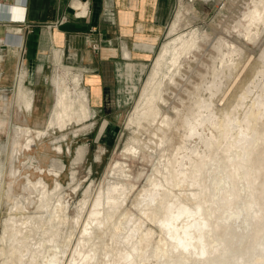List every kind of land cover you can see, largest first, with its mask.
Masks as SVG:
<instances>
[{
    "label": "bare ground",
    "instance_id": "bare-ground-1",
    "mask_svg": "<svg viewBox=\"0 0 264 264\" xmlns=\"http://www.w3.org/2000/svg\"><path fill=\"white\" fill-rule=\"evenodd\" d=\"M72 4L78 3L74 1ZM195 11L190 2L178 0L177 9H175L174 18L168 32L170 36H173L166 42L161 43V48L155 57L154 65L151 67L140 89L139 96L135 100L131 112L127 115L125 125L141 126L147 129L146 126H143V122L146 121L149 126L154 127H152L154 130L152 134L154 136L157 135L159 139V141L153 139L141 140L139 137L133 136L130 138V141L141 144L149 150L158 149L160 151L159 158L153 168L154 173L158 176H153L148 187L142 190L143 193L141 191L142 194L136 197L133 204L149 220L154 221L163 233L159 239L165 245V251L168 255L165 260L167 264H172L175 258L176 260H180L190 255L194 256L193 259L196 261L194 264H215L216 256L222 255L224 251L228 252L229 250L237 252L234 256V264H264V236L261 235L262 229L260 231L257 230L259 233L257 231H255L257 233L253 232L254 235L246 232L231 236L229 234L230 231H228V226L231 224L228 222L229 219H232L230 222H235L241 216V219L244 220L249 207L254 204L256 205V203L258 204L255 197V199L252 198V200L248 199L250 201H247V198L244 199V197L248 196V194L245 196L242 194L243 191H245L244 193L247 191L249 193L250 190L257 188L251 183V179L257 177V174L253 177V173H249L250 171L247 168L252 160L255 159L254 161H256L258 157L251 160L249 156H238L236 151L238 148L250 151V146H254V152L259 150L261 154L259 148H264V145H261L264 144V96L260 97L257 107H250L245 113L246 120H248L247 126L252 128L254 132L252 136L243 135L240 138L238 136L235 140L222 145L223 151H216L218 139L212 137L210 132L208 142L210 145H214L212 147L214 148V152L209 156L195 153L194 155L192 152L187 154V149L189 148L186 142L190 137L196 135L197 126L200 123L202 125L205 121H210L212 125L216 124V127L219 130L221 129V132L225 136L228 135L226 124L232 119L230 113L225 117L212 119L209 114H200L199 112L202 111V108L199 107L207 103L209 105H206L207 108L212 105L213 98L216 97L217 93L219 94L223 80L227 83H231L232 80V83H235L236 76L234 69L237 64L238 55L241 53L236 44L222 37H218L216 42L208 41L206 32L199 26H193L191 18L187 15L192 12L193 18H197ZM245 23L246 26H249L246 31L244 30L246 36L255 39L256 33L252 31L251 26L258 27L259 24L264 23V0H252V6L249 7L246 13ZM186 26L189 29L183 31ZM222 39L224 40V46ZM201 44L210 45L215 52V54H209V62L195 61L196 52L201 48ZM166 55L169 56L165 57ZM163 57L167 61L166 65L168 63L165 69L166 72L161 70L160 61ZM194 62L201 64L204 68L203 71H197V79L199 78V81H195L186 75L184 76V65H187L188 70H192ZM22 67L23 65L20 66V71ZM73 71L70 72L66 68H61L53 73L52 82L55 86V102L53 107H51L45 128L36 129V134L32 136L31 128L22 127L19 124L16 125L13 139L16 141L22 129H24L27 136L23 145L24 150L32 151L31 145L35 142V139L45 136L49 133V129L64 130L68 125L76 124L78 126L72 130V134L76 135L92 125V122L89 120L94 111L88 104L86 91L79 85L81 73ZM165 76H167V80L164 79L166 78ZM181 78L183 80L187 79L188 84L191 86L183 88L186 99L182 95L178 96L171 89V86H168V84H172V87H175L180 84L179 80ZM230 85L232 86V84ZM206 89L210 90L208 96L204 94ZM171 93L172 97L175 96L176 98L178 96L177 99L181 103L180 106L176 103L171 105V109L175 115L177 114L176 116H178L182 107H184L180 116L184 117V121L182 122L185 125L186 133H184V136L186 137L185 139L181 137V141L174 140L177 128L176 118L173 119L172 115H168L166 111L161 109L162 105H168L169 107L167 97ZM31 96L32 91L24 85L23 76L19 75L16 86V97L19 102L21 101V109H24L25 112H31ZM208 112H210L209 109ZM3 122L4 119H0V124ZM67 134L69 133L63 132L60 137L61 139H54L53 147L58 151H62L61 141ZM244 136L245 138H243ZM167 149L172 152L165 153ZM4 150V145L0 144V183L3 181L5 175L1 157ZM126 150L130 152L134 151L129 145H127ZM12 151H14V147L11 148V153ZM85 151V144H79L76 148L75 163L82 159ZM179 151H185V153H182L183 155L180 156ZM227 152H229L230 156ZM254 155L256 156L255 153ZM28 159L29 163L25 165V162H23L22 169H32L38 173L37 175H40L36 180H32L26 174L28 187L30 189H39V196H37L38 203L33 211L21 210L17 201H14L10 205L7 217L2 220L0 264H34L36 258L39 257L41 260L40 256H43L47 248L59 244L63 233V225L67 220L66 210H64L63 206L65 200L61 195L64 190L63 184L55 179L54 188L50 191L41 175L49 173L50 175L58 176L60 172L58 170L61 167L59 165L60 159H51L53 162L50 163L51 168L47 169V171L41 168L42 165H39L41 162L33 154L30 153ZM186 159L188 160V165L185 162ZM259 161L257 160V162ZM54 163L59 164L54 165ZM211 164L217 166V168L215 167L216 170H211ZM177 166L181 167L177 169ZM196 167L205 169V172L204 170L195 172ZM124 168L121 163L117 162L113 166L111 173L113 176L123 177L126 175ZM10 170L11 174L16 178L21 172L20 168L17 169L18 173H15L13 168H10ZM219 171L222 173L221 175H217ZM75 173L76 169H71L70 176L72 182L75 179ZM206 178L209 179L208 182L205 181ZM261 179L260 185L264 187V175H262ZM108 181L104 188L101 186L98 188L96 195L91 201L87 216L85 217V221H83V226L81 225L83 234L80 232L82 236H79L80 238L78 237L79 239H77L78 241L69 261L70 264L73 260L76 264H90L91 262L89 261L94 260L97 254L95 253L96 249L92 248L90 253L88 250L84 253L81 247L82 245H87L83 244V242H89L91 236L95 234L100 235V239L98 237L97 239L101 240L100 243L103 240V243L106 245V247L101 245L103 248H106V250L104 249L106 253H103L104 257H101L104 258V260L102 259L103 262L101 261L102 264H138L145 257V255H141V252L137 251L150 244L154 231L146 229L144 224L135 215L124 213V209L116 211V209L122 208L120 205L122 206L126 201L128 190L123 182L109 179ZM257 183L259 184V181ZM192 184L198 186V190L193 188L191 191L193 203H187L185 200L180 199L179 196L174 195L172 189L174 186L184 187ZM214 187H219L222 196L214 199L213 195L209 194L206 197L207 199H205L204 194H207L206 192ZM189 195L186 194L185 196L190 199ZM84 202L86 203L87 200ZM84 206L85 204L82 207ZM218 208H220L222 214L228 211L226 212L227 214L225 215L224 213V216H222L220 213H214ZM81 209L82 212L83 208ZM197 209L199 210L198 215L195 214ZM115 211L119 213L116 214ZM211 213H214L213 217L208 218V215ZM125 217L128 219H125ZM79 220L81 219L78 216L74 218V226L78 224ZM109 222L112 228H110L109 234L106 233L108 235L107 242L104 240L103 234L105 231L103 228H109ZM226 236L231 240L236 238L237 242L228 243L224 240ZM216 242L221 245L224 243L222 253L218 251L215 245ZM94 243L92 244L95 245ZM92 244L91 246H93ZM245 244L246 246H244ZM98 247H96L97 250ZM158 247L159 245H157ZM82 253L84 254L82 257L80 255L81 263H79L80 260L78 261L77 259L80 258L78 256Z\"/></svg>",
    "mask_w": 264,
    "mask_h": 264
},
{
    "label": "rangeland",
    "instance_id": "rangeland-1",
    "mask_svg": "<svg viewBox=\"0 0 264 264\" xmlns=\"http://www.w3.org/2000/svg\"><path fill=\"white\" fill-rule=\"evenodd\" d=\"M187 1L191 3L197 14V18H193L192 12H190L192 14H187L188 17L191 18V24H193V26H199L200 28H202L206 32L208 41L216 42L218 37H222L229 42H233L234 44H236V47L240 49L241 52L238 55L237 64L234 69L236 76L235 83L233 84L232 80L231 83H227L223 80L221 83L222 87L219 91V94L217 93L216 97L213 98L212 105L207 108V103L206 105H204L206 106L205 108L203 105V107H199L202 108V111L199 112L200 114H209L211 115L212 119H216V117H225L228 113H230L232 119L226 124V126L228 127L227 131L230 133V135L227 132L228 135L225 136L221 132V129L219 130V128L216 127V124L212 125L210 121H205L204 123H202V125H200L201 123L199 125L197 124L198 126L196 135L190 137L186 142V145H188L189 148L187 149V154L192 152V154H205L206 156H209L212 152H214V148H212L214 147V145H210L208 142V139H210V132L212 134V137L218 139V142L216 144V151H223L222 145L235 140L238 136L240 138V136L243 135L252 136L254 134L253 129L247 126L248 120H246L245 113L247 112V110H249L250 107H257V103L260 101V97L264 96V23L259 24L258 27L251 26L252 31H255L256 33V38L251 39L248 38L245 34V31L249 27L248 25L246 26L245 19L249 7L252 6V0H183V2ZM177 5L178 1L176 3L175 9H177ZM174 12L169 23L164 29L161 41L154 49V52L150 56V59L145 63L147 67L145 68L146 70L143 72L142 76L137 80L129 79L125 81L126 83L124 82L122 95L126 96L130 95L131 93L129 101L125 102L121 107H111L110 109H108L107 113L108 115H111L109 125H103L102 123L92 124L90 126L92 127L90 135H86L88 139H82V136H80V134H72V130L78 125L71 124L68 125L64 130L49 129V133H47L40 139H35L34 143L32 142V151H27L26 149L24 150L23 145L26 141L27 136L24 129H22L17 140L14 141L13 138L15 136V127L17 124H19L22 127L31 128L32 136L36 134V129H43L46 127L47 119L45 123L44 121L45 118L49 115L53 101L52 85H45L42 89H40L38 93L39 99L36 102L37 107L33 112H31V114L25 112L24 109L16 107V88L14 97V87H7V85L5 84L0 85V119H4V122L0 124V144H3L5 147V150L1 154L5 175L3 181L0 183V233L2 230V220L7 217L8 211H10V205L13 204L14 201H17L21 210L24 211H33L38 203L37 196H39V189H30L28 187L26 174L29 175L32 180H36L40 175H37L38 173L33 171L32 169H22L23 162H25V165L29 163V154L31 153L33 154V156L39 159V162H41L39 163V165H42L41 168H44L45 171L51 168L50 163L53 162V160L51 159H60V164L54 163V165H61L58 170L60 171L58 176L50 175L49 173H44L41 175L47 184V188L50 189V191L54 188L55 179L63 184L64 190L62 191L61 195L65 200L63 206L64 210H66L65 213L67 220L63 225V233L60 237L59 244L57 246H51L47 248L43 256H40L41 260L39 257L36 258L34 264H70L69 261L71 259V254L74 252L76 243L78 241L77 239H79L83 234L81 225L83 226V221H85V217L87 216L91 201L96 195L98 188L100 186L103 188L106 186V184L109 182L108 179L123 182L128 190V197L126 201L122 204V206L120 205V207L122 208H118L116 209V211H121L122 209H124V213L128 215H135L144 224V227L146 229H151L154 231L152 240L150 244L147 245L148 248L147 246H144L142 249H140V251L139 249L137 251L141 252L142 256L145 255L142 261H140L138 264H167L165 260L168 255L165 251V245L163 244L162 240L159 239L163 235V233L160 231V228L154 221L149 220V218L140 210H138L135 204H133L135 203L136 197L140 196L143 193L142 190L145 187H148L150 181L153 179V176H158L154 173L153 168L157 162V159L159 158L160 151L158 149L149 150L143 147V145L141 144L130 141V138L136 136L141 140L153 139L155 141H159V139L157 135H155L157 136L155 137L152 134L154 131L152 129L153 126H149L146 121L143 122V126H146L147 129L141 126H128L125 124L127 115L131 112L133 104L139 96V88L140 86L142 87L149 71L151 70V67H153L154 65L155 57L161 48V43L166 42L173 36H170L168 32L171 22L174 18ZM187 29H189V27L186 26L183 31H186ZM200 47L201 48H199L198 51L196 50L197 52L195 61L209 62V54H215L213 48L210 45L208 46V44H201ZM167 56L169 55H166L165 57ZM166 62L167 61L164 57L160 61L161 70L163 72H166L165 69L168 65V63L166 65ZM184 68V76L186 75L187 77L192 78L195 81H199V78L197 79V71L204 70L201 64L195 62L192 70H188L187 65H184ZM165 77L166 78L164 79L167 80V76ZM182 78L181 80H179L180 84L176 85L175 87H172V84H168V86H171V89L178 96L182 95V97L186 99L183 88L191 86L190 84H188L187 79L183 80ZM182 82L183 84H181ZM132 84L136 85L135 89H133L132 91L126 89L127 86H131ZM230 84H232V86ZM209 92L210 90L206 89L204 94L208 96ZM118 94L119 96L121 95V93ZM178 96H176L175 98V96L172 97V93L169 94L167 97L169 107L168 105H162L161 109L166 111L168 115H172L173 119L176 118L177 128L175 131L176 135L174 137V140L181 141V137H184V139L186 137L184 136V133H186V129L184 128L185 125L184 122H182L184 121V117L180 116V113L182 112L184 107H182L181 112L178 114V116H176L177 114L175 115V113L171 109V105L174 103L178 104L179 106L181 105V103L177 99ZM13 102L16 106L13 104ZM208 109L210 112H208ZM19 110L22 111L23 114ZM105 130L107 131V133L106 137L104 138L101 134H103L102 132H105ZM63 132H68L69 134H67L61 141L62 151H58L55 147H53L55 142L54 139H61L60 137ZM243 138H245V136ZM79 144H85L86 151L82 159L75 163L74 158L76 156V148ZM127 145L131 146L134 151H127ZM12 147H14V151H12L11 153ZM253 148L254 146H250V151H247V149L238 148L236 152L240 157L249 156L251 160L252 158L257 159L258 157L257 160H260L259 162H257V160L254 161L255 159L252 160V162L250 161L251 163L247 168V170L250 171L249 173H253V177L257 174V177L251 179L252 185L257 188L250 190L251 192L249 191V193L248 191L246 193H244L245 191H243L242 193L244 196L248 194V196L246 195L244 199L247 198V201H250L252 200V198H256L258 204L256 203V205L254 204L249 207L244 220L241 219V216L239 217V219L237 218L235 222H230L232 219L228 220V222L231 223L228 226V231H230L229 234L231 236L237 233L243 234L246 232L253 234V232L257 230L260 231L261 229V235L264 236V187H261L260 185V181H262L261 177L262 175H264V170H262V168H264V158H262L264 157V153H262L264 152V150L262 149L264 148H259L262 155L260 154L259 150L254 152ZM168 152L172 151L167 149L165 153ZM182 153L184 154L185 151H179L180 156L183 155ZM254 153L256 154V156L254 155ZM227 154H229V152H227ZM117 162L121 163L123 165V168L125 167L124 170L126 172V175L123 177L115 175L113 176V174L111 173L113 166ZM185 162L188 165L187 159L185 160ZM181 166H177V169H179ZM215 167L217 168L215 164L210 165L211 170H216ZM10 168H13L15 170V173H18V168L21 169V172L19 173V176L17 178L11 174ZM73 168L76 169V173L75 179H73L74 181L72 182L70 171ZM195 170V172L203 170L205 172V169H200V167H196ZM221 174L222 173L220 171L219 173H217V175ZM207 179L208 178H206L205 180L206 182L209 181V179ZM258 181L259 184L257 183ZM87 186L89 190H87ZM193 188L195 190H198V186L193 184L190 186L186 185L184 187L174 186L172 189L174 195L179 196L180 199H183L187 203L191 204L194 202L193 198H191L193 197L191 195V191ZM206 193L207 194H204L205 199H207L206 197L209 194H212L214 199H216V197L222 196L219 187H214L213 189L208 190ZM186 194H190V199L185 196ZM250 194L253 195L251 198ZM85 200H87L86 203L84 202ZM216 203L218 204V202ZM84 204L85 206L82 207ZM81 208H83L82 212ZM215 212L220 213L222 216H224L223 214L225 213L226 215V212L228 211H225L222 214L220 208H218L216 211H214V213ZM117 213L119 212H116V214ZM195 214H199L198 209ZM213 214L211 213L210 215H208V218L213 217ZM76 216H78L81 220H79L78 224H75L76 226H74V218ZM253 217H255V219H253ZM125 219L128 218L125 217ZM108 226L109 228H103V230L105 231L103 234L104 240L107 242L108 235L106 233L109 234L110 228H112L110 222ZM125 230L124 232L127 231ZM95 235L91 236L89 242H83V244L87 245H82L81 248L83 250L82 252L84 253H86L87 250L90 253L92 248L96 249L95 253H97L98 256L97 254L95 256L98 259L96 260L95 257L94 260L95 262L97 261V264H102V259L104 260V258L101 257H104L106 248H103L101 245H104V247H106V245L103 243V240L102 243H100V235ZM97 237L99 239H97ZM224 240L230 244L237 242L236 238H233V240H231L227 236L224 238ZM91 241L92 243L95 242V245H93ZM91 244L93 246H91ZM157 245H159L158 248ZM215 245L217 246L218 251L222 253L224 243L221 245L220 243L216 242ZM95 246L100 247H98L97 250ZM244 246H246V244ZM102 248L103 250L105 249L104 252ZM84 253L79 254L78 257H80V255L82 257ZM236 253L237 252L235 250H229L228 252L224 251L222 255L216 256L215 264H234V256L236 255ZM81 257L77 259L78 261L80 260L79 263H81ZM193 257L194 256L190 255L187 258H182L180 260H176L175 258L172 264H194L196 261L195 259H193ZM94 260L89 261L91 262L90 264H94ZM74 262L75 261L73 260L71 264H76V262Z\"/></svg>",
    "mask_w": 264,
    "mask_h": 264
},
{
    "label": "crops",
    "instance_id": "crops-1",
    "mask_svg": "<svg viewBox=\"0 0 264 264\" xmlns=\"http://www.w3.org/2000/svg\"><path fill=\"white\" fill-rule=\"evenodd\" d=\"M85 1L88 12L78 16L72 0H0V85L14 87L15 97L22 75L32 91L33 112L45 85H52L53 107L52 76L57 69L79 71V85L94 111L89 121L109 125L107 110L129 101L131 93L122 95L124 82L137 80L146 70L145 63L161 41L178 0ZM135 88V84L126 87ZM16 100L17 106L13 104L21 108ZM91 131L88 127L77 134L88 139ZM102 133L105 138L107 131Z\"/></svg>",
    "mask_w": 264,
    "mask_h": 264
},
{
    "label": "built area",
    "instance_id": "built-area-1",
    "mask_svg": "<svg viewBox=\"0 0 264 264\" xmlns=\"http://www.w3.org/2000/svg\"><path fill=\"white\" fill-rule=\"evenodd\" d=\"M76 2L78 4L74 5L72 4V2ZM71 2V6L72 8L74 9V13L78 16H81V15H86L87 12H88V5H87V2L84 0H72ZM19 30L21 31V27L19 28ZM91 46L93 48H96L97 47V44L96 43H92ZM22 62H20V66H21Z\"/></svg>",
    "mask_w": 264,
    "mask_h": 264
}]
</instances>
